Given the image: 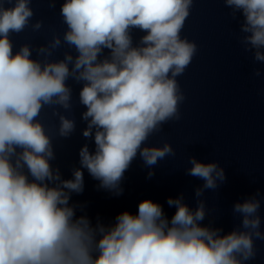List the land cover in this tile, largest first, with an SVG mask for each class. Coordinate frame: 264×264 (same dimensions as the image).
Masks as SVG:
<instances>
[{
    "label": "clouds",
    "instance_id": "1",
    "mask_svg": "<svg viewBox=\"0 0 264 264\" xmlns=\"http://www.w3.org/2000/svg\"><path fill=\"white\" fill-rule=\"evenodd\" d=\"M57 0H49L55 8ZM32 0H0V264H247L264 241L261 192L233 204L238 219L225 232L209 219L204 199L226 181L218 162L189 157L187 175L201 180L195 207L183 194L168 197L175 211L141 200L105 222L89 215L87 203L73 201L85 190L84 173L97 190L123 195L125 173L139 157L155 166L175 156L170 143L150 146V138L181 119L185 95L178 82L198 46L181 33L194 0H63L64 31L46 43L11 38L40 31ZM240 18L239 43L253 63L264 64V0H223ZM141 32L139 39L134 32ZM66 47L62 58L55 54ZM35 52V56L33 53ZM260 77L261 70L253 69ZM72 81L85 122L79 167L63 178L54 138L76 130ZM58 118L54 133L42 122L45 109ZM63 110V112L60 111ZM208 220L207 223L205 221Z\"/></svg>",
    "mask_w": 264,
    "mask_h": 264
},
{
    "label": "water",
    "instance_id": "2",
    "mask_svg": "<svg viewBox=\"0 0 264 264\" xmlns=\"http://www.w3.org/2000/svg\"><path fill=\"white\" fill-rule=\"evenodd\" d=\"M62 2L57 0L55 8H51L49 0H32L33 23L42 20L44 26L38 32L28 28L13 34L15 49L23 43H46L53 31L62 34ZM230 11L223 0H194L185 22L181 35L195 42L198 51L185 73L177 78L186 97L180 106L181 119L165 124L149 140L150 146L170 143L175 156L160 161L150 179L149 169L137 157L125 173L124 193L119 197L97 190L98 182L85 171L84 193L73 196V201L86 202L90 216L99 215L108 222L124 210L135 213L141 200L151 199L163 205L171 217L175 209L169 208L166 200L180 194L195 207V189L203 182L187 175L185 169L191 166L189 157H196L202 162L216 161L225 170L226 181L215 191H205L201 198L207 203L209 219L225 232L231 230L239 222L232 214L233 204L259 190L264 229V64L253 63L251 53L243 50L239 43L240 18L233 19ZM141 35L134 32L137 40ZM66 50L61 48L55 58H62ZM254 68L261 70L260 77L253 76ZM69 84L73 88V108L64 114L75 119L76 130L68 139L54 138L57 158L53 162L66 179L71 178L73 168L79 167L81 146L87 143L90 150L94 149V142L82 136L86 126L81 120L86 109L78 100L82 85L72 81ZM41 120L54 133L58 118L52 115V109L46 108ZM256 246V257L247 264H264V241L257 240Z\"/></svg>",
    "mask_w": 264,
    "mask_h": 264
}]
</instances>
